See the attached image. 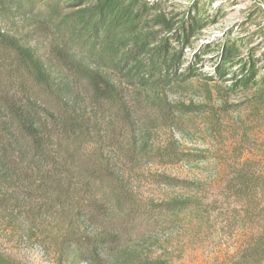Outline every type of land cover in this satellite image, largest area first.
Wrapping results in <instances>:
<instances>
[{
	"label": "trees",
	"instance_id": "1",
	"mask_svg": "<svg viewBox=\"0 0 264 264\" xmlns=\"http://www.w3.org/2000/svg\"><path fill=\"white\" fill-rule=\"evenodd\" d=\"M171 1L0 0V264H23L22 246L52 264H172L177 249L163 238L187 232L204 243L214 234L201 204L147 197L121 177L184 160L172 142L141 139L155 129H183L188 118L222 125V115L172 105L161 91L216 82L219 95L243 93L264 113V75L253 51L244 55L245 39L193 47L223 6L194 0L175 17ZM10 17L52 38L44 55L9 30ZM236 177L235 196L263 190L257 176ZM258 231L229 264H264Z\"/></svg>",
	"mask_w": 264,
	"mask_h": 264
},
{
	"label": "rangeland",
	"instance_id": "2",
	"mask_svg": "<svg viewBox=\"0 0 264 264\" xmlns=\"http://www.w3.org/2000/svg\"><path fill=\"white\" fill-rule=\"evenodd\" d=\"M193 1L168 2L173 4L168 14L177 17L189 11ZM211 4L213 9L218 6L224 9L216 21L198 32L192 42L194 49L222 40L245 39L244 55L252 50L253 59L258 60L256 67L261 71L258 75H264V0H212ZM6 24L9 30L24 31L44 55L51 37H34L30 26L19 18L10 17ZM191 53L192 50L185 51L186 56ZM213 55L205 57L207 62L204 60L199 66L201 73L212 74ZM219 88L216 82H193L180 89L161 91L158 95L172 105L222 115V125L220 129H210L203 118H188L183 129H155L149 137L141 139L154 148L172 142L186 156L184 160L149 162L131 174H121L130 188L141 189L147 197L157 200L188 197L210 215V219L206 216V227L215 230L204 243L187 239V232L170 234L161 240L163 243L168 240L177 249L172 264H229L264 227V113L245 94L219 95ZM149 96L159 97L144 94L143 98ZM240 173L257 176L263 190L249 198L235 196L239 189L236 176ZM150 176L168 178L171 182L155 184ZM20 253L23 264H52L50 259L34 255L26 246L21 247Z\"/></svg>",
	"mask_w": 264,
	"mask_h": 264
}]
</instances>
